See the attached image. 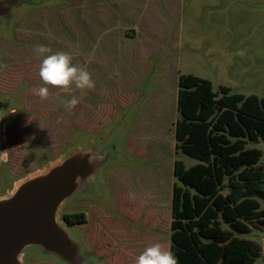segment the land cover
<instances>
[{
    "label": "rangeland",
    "instance_id": "374dc122",
    "mask_svg": "<svg viewBox=\"0 0 264 264\" xmlns=\"http://www.w3.org/2000/svg\"><path fill=\"white\" fill-rule=\"evenodd\" d=\"M35 44L69 52L94 87L49 86L41 99L33 91L42 86ZM0 55L6 62L0 91L16 87L25 73L31 85L21 94V114L4 122L0 195L86 141L118 140L119 158L95 177L94 193L69 201L62 213L87 215L86 225L70 230L97 264H135L146 246L170 249L174 165L197 163L176 148L180 76L264 98V0H36L15 11L10 28L0 27ZM72 96L79 102L69 110ZM247 148L262 151L257 166H264V141ZM250 228L230 236L259 244L254 264H264V230L257 223ZM29 255L28 264H59Z\"/></svg>",
    "mask_w": 264,
    "mask_h": 264
},
{
    "label": "trees",
    "instance_id": "16d2710c",
    "mask_svg": "<svg viewBox=\"0 0 264 264\" xmlns=\"http://www.w3.org/2000/svg\"><path fill=\"white\" fill-rule=\"evenodd\" d=\"M178 110L176 148L197 163L174 165L170 250L177 264H254L262 247L230 232L264 230L262 151L247 148L264 141V98L181 75Z\"/></svg>",
    "mask_w": 264,
    "mask_h": 264
},
{
    "label": "water",
    "instance_id": "95a60500",
    "mask_svg": "<svg viewBox=\"0 0 264 264\" xmlns=\"http://www.w3.org/2000/svg\"><path fill=\"white\" fill-rule=\"evenodd\" d=\"M35 4L36 0H0V27L10 28L16 10ZM10 108L9 102H0V152H4L3 126ZM118 145V140L86 141L0 195V264H25L28 250L63 264H97L60 215L69 201L94 193L95 177L109 161L118 160Z\"/></svg>",
    "mask_w": 264,
    "mask_h": 264
},
{
    "label": "clouds",
    "instance_id": "9594fccd",
    "mask_svg": "<svg viewBox=\"0 0 264 264\" xmlns=\"http://www.w3.org/2000/svg\"><path fill=\"white\" fill-rule=\"evenodd\" d=\"M33 51L42 57L39 65L42 86L33 89L41 99L48 97L49 86L64 92L73 89L83 92L94 87L91 73L86 67L73 63V57L69 52L63 50L52 52L43 44L33 45ZM78 102L77 97L72 96L66 101V108L71 110ZM5 160L6 152H0V162ZM135 264H177V261L170 249L160 243H153L135 257Z\"/></svg>",
    "mask_w": 264,
    "mask_h": 264
},
{
    "label": "flooded vegetation",
    "instance_id": "af4514ba",
    "mask_svg": "<svg viewBox=\"0 0 264 264\" xmlns=\"http://www.w3.org/2000/svg\"><path fill=\"white\" fill-rule=\"evenodd\" d=\"M5 62V58L3 55H0V70L3 69L2 66H4L6 64ZM9 64H15V65H18L19 63L16 62H12V63H9ZM21 64V63H20ZM23 77L19 80V79H16L18 80V85L16 87H14L13 89L9 90V91H0V102H9L10 103V106L12 108L8 109V112L5 116V122L8 123V122H12V120L15 118V117H18V115H20L21 113V106L24 107V102H23V96L21 97V94H26V91H30V81H29V78H28V74L25 73V75H22ZM22 99V100H21ZM34 103V102H33ZM13 106H19V109L17 110L15 107L13 108ZM46 158V153H44L40 158H39V163L40 164H44V160ZM7 162V160H6ZM84 199V197H81V199ZM60 219L70 228V229H76L78 231L79 228H82V226L86 225L87 222H88V217L87 215L80 211V212H65V213H62L60 215ZM79 237V236H78ZM80 238V237H79ZM81 240V243H82V238L80 239ZM83 246V244H82ZM83 248H85L83 246ZM87 249H85V252H86ZM30 252H25V255H24V263L25 264H28L29 261L31 259H34L32 257V255H29V257H26L28 254H31V253H34L36 256H40L42 258H52L54 259L55 261H57L59 264H63L61 262H59L58 260H56L54 257H44L42 256L38 251H34V250H29ZM27 253V255H26ZM87 253V252H86ZM89 253V251H88ZM91 254V253H90ZM92 255V254H91Z\"/></svg>",
    "mask_w": 264,
    "mask_h": 264
},
{
    "label": "bare ground",
    "instance_id": "6f19581e",
    "mask_svg": "<svg viewBox=\"0 0 264 264\" xmlns=\"http://www.w3.org/2000/svg\"><path fill=\"white\" fill-rule=\"evenodd\" d=\"M5 140H6V138H5Z\"/></svg>",
    "mask_w": 264,
    "mask_h": 264
}]
</instances>
